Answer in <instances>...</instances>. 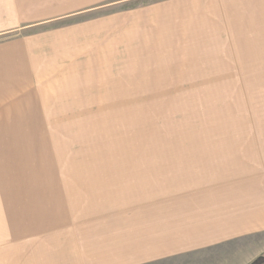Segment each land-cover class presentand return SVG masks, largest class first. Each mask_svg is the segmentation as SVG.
Segmentation results:
<instances>
[{
    "label": "rangeland",
    "instance_id": "rangeland-1",
    "mask_svg": "<svg viewBox=\"0 0 264 264\" xmlns=\"http://www.w3.org/2000/svg\"><path fill=\"white\" fill-rule=\"evenodd\" d=\"M238 163L264 174V0H0V264L232 214L215 191L251 177ZM260 225L219 263L263 254Z\"/></svg>",
    "mask_w": 264,
    "mask_h": 264
},
{
    "label": "crops",
    "instance_id": "crops-1",
    "mask_svg": "<svg viewBox=\"0 0 264 264\" xmlns=\"http://www.w3.org/2000/svg\"><path fill=\"white\" fill-rule=\"evenodd\" d=\"M242 146L245 150L253 148L249 144ZM255 151L260 153L259 149ZM247 157L250 159L251 155ZM261 157L263 155L259 154L258 160ZM237 165L240 166V171H233L234 175L251 177H246L245 182L231 184L233 191H215L216 194L230 198L228 202L215 206V210L217 207L229 208L232 214L222 213L219 217L211 218L206 216L208 213H199V223L194 215L184 213L157 221L142 220L129 224V228L114 224L113 233L105 235V240L99 236L96 241L97 249L89 251L92 258L89 257L87 263L233 264L232 261L219 263L217 241L225 235L249 230L248 227H253L255 222L264 225V174H242L247 165ZM85 258L87 256L83 253V262Z\"/></svg>",
    "mask_w": 264,
    "mask_h": 264
},
{
    "label": "flooded vegetation",
    "instance_id": "flooded-vegetation-1",
    "mask_svg": "<svg viewBox=\"0 0 264 264\" xmlns=\"http://www.w3.org/2000/svg\"><path fill=\"white\" fill-rule=\"evenodd\" d=\"M249 264H264V253L258 255Z\"/></svg>",
    "mask_w": 264,
    "mask_h": 264
}]
</instances>
